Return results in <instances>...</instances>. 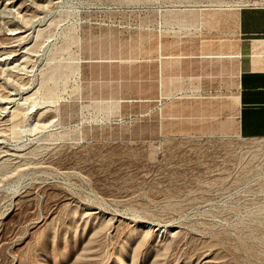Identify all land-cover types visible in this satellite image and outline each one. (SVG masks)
I'll return each mask as SVG.
<instances>
[{"label":"rangeland","instance_id":"obj_1","mask_svg":"<svg viewBox=\"0 0 264 264\" xmlns=\"http://www.w3.org/2000/svg\"><path fill=\"white\" fill-rule=\"evenodd\" d=\"M263 2L0 0V264H264L226 55Z\"/></svg>","mask_w":264,"mask_h":264},{"label":"crops","instance_id":"obj_2","mask_svg":"<svg viewBox=\"0 0 264 264\" xmlns=\"http://www.w3.org/2000/svg\"><path fill=\"white\" fill-rule=\"evenodd\" d=\"M235 18L226 55L239 62L237 130L241 138L264 139V2L240 9Z\"/></svg>","mask_w":264,"mask_h":264},{"label":"bare ground","instance_id":"obj_3","mask_svg":"<svg viewBox=\"0 0 264 264\" xmlns=\"http://www.w3.org/2000/svg\"><path fill=\"white\" fill-rule=\"evenodd\" d=\"M14 39V38H13ZM248 147L251 151H263L264 152V139L263 140H255L247 142ZM262 163H264V155L258 158Z\"/></svg>","mask_w":264,"mask_h":264}]
</instances>
